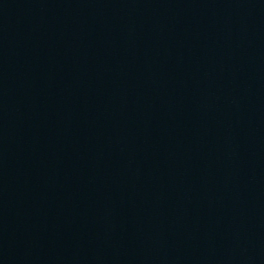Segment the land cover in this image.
<instances>
[{
	"label": "water",
	"instance_id": "1",
	"mask_svg": "<svg viewBox=\"0 0 264 264\" xmlns=\"http://www.w3.org/2000/svg\"><path fill=\"white\" fill-rule=\"evenodd\" d=\"M0 264H264V0H0Z\"/></svg>",
	"mask_w": 264,
	"mask_h": 264
}]
</instances>
